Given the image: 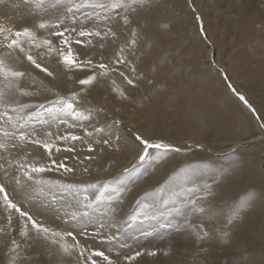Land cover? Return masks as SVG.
<instances>
[{
    "label": "rangeland",
    "instance_id": "rangeland-1",
    "mask_svg": "<svg viewBox=\"0 0 264 264\" xmlns=\"http://www.w3.org/2000/svg\"><path fill=\"white\" fill-rule=\"evenodd\" d=\"M235 2L237 3V0H146L144 4L135 5V11H138L141 17L137 20L135 14L129 27L137 29L142 44L148 47L144 60L150 72L146 75L137 71L129 63L115 65L121 68L123 66L125 75L131 74L134 80V86L128 85L132 97L130 102L115 97L105 86L80 85L79 80L83 76L76 81L75 85L70 84L68 91L69 100L72 93L79 94L75 102L77 105L82 104L84 100L95 105L79 110V113H83L82 118L74 119L68 114L67 109L61 110L63 114L59 110V114L62 115L60 118L58 112L57 114L54 112L52 104L38 109L35 108L36 101L33 100L36 98L32 95L25 97L18 91L7 92V98L19 103L8 104L0 101V113L7 112L14 121L18 117L27 118L25 119L27 123L20 129L25 133H31L34 129L40 130L46 124L42 122H45L47 115L49 118L52 115L55 122H52L53 120L51 122L55 127L71 118L73 121H79L81 128H85L84 125L88 123L92 124V119H96L94 118L96 113L103 117V132L97 133L94 138L97 152L90 153L88 148L95 149L89 144V139H93L92 133L102 128L98 123L94 125L92 132L83 128V146H70L63 141L64 146L67 147L65 159H68V163L65 165L77 173L83 171L84 174L90 170L92 174H96L97 169L103 174L117 171L109 175L102 183L100 178L90 180L88 182L90 186H85L87 192L82 193L78 189H73L74 192L71 189L57 190L58 185L55 181L61 175V177L65 175V172H62L63 169L60 170L58 178L51 171L35 174L36 179L46 183L37 185L33 181V190H30L27 198L15 196L14 192L11 193L14 190L6 185L8 194H12L10 199L20 206L19 199L25 197L29 205H23L20 208L22 211L31 213V207L37 196H43L48 190L51 193V196L46 197L49 200L48 208L54 210V213L51 211V217L54 218L53 220L65 221L62 215L66 216V219L69 218L72 209L68 201H77L76 198L85 197L94 192L95 200L93 207L90 208L91 218L83 222L85 228L83 227L82 232H79L82 233L79 238L86 248L85 257L92 251H103L112 264H137L136 258L128 259V257L135 256L136 252L141 253L143 249H147L145 248L147 245L150 252L156 253V255L146 254L145 256L148 261H153V264H157L156 260L159 261L160 258L163 264L173 260H176L174 264L189 262L191 259L189 246L203 254V257L207 259L205 264H264V178H255L254 172L250 173L247 164L248 159H259L258 148L260 147H250L249 142L256 135L255 128L250 125L251 131L243 135L241 139L234 137L233 139L229 135V139L223 140L220 147L213 144L215 140L211 129H208L202 143L197 142L195 135L185 138L181 133L179 134L182 139L177 140L172 136V132L179 125L178 117L167 114L162 109L170 97L184 96L191 102L199 98H208L210 90L208 74L210 73L207 74L202 68L206 66L208 70L213 69L219 74L223 93L219 98L213 93L215 102H218L216 103L218 108L220 106L219 109L222 111L227 104H237L242 110H245L242 105L246 107L248 114L250 113L256 120L263 133L261 139L257 141L264 143V84L258 87L253 83L254 68L259 63H264V5L261 0H247L256 18L249 23L248 29H241L240 25L246 21V18ZM23 5L21 0H0V11L3 13L0 24L12 10L15 14L24 13L26 6ZM82 11L92 12L93 9L85 8ZM96 11L105 15L100 9ZM106 14L112 15V10ZM195 30L200 37L196 42L193 37ZM121 35L115 44L108 45L112 55L123 41L130 38L131 33L124 32ZM132 68L135 69L134 72L131 71ZM224 68H227L229 72ZM141 84L146 87L139 89L138 86ZM241 96L244 100L240 99ZM55 97L53 103L57 104L58 97ZM13 108L17 111H12ZM199 115L201 121L206 123L205 115ZM214 116L217 115L212 117ZM69 124L67 121L59 126L61 128L59 135L66 133L64 129ZM155 125L160 127L163 135H155L152 138L143 134L149 126ZM0 128L13 130L3 116H0ZM121 132L129 138L131 143L135 142L140 146L132 159H129V156L134 148L125 144ZM88 133L91 135L89 136ZM137 135L153 143L168 145L169 148L145 150L137 141ZM0 137L3 139L2 133ZM104 140H108L109 143L104 144ZM235 141L239 142L233 144ZM32 147V144H27L21 149L11 148V146L9 149L11 155L17 153L26 155L28 152L33 153ZM34 147L39 149L37 146ZM42 150L41 148L38 151L42 153ZM76 151L80 154H76ZM142 152L145 153L143 160L139 158ZM7 159H4L1 164L8 165L10 160ZM125 163H127L126 166H123ZM0 181L5 184L8 182L2 173H0ZM228 188L232 190L229 192ZM198 201L201 203L211 201L214 206L213 214L216 212L217 215H221L222 213L226 224H233L236 221L242 224L241 219L246 220V227L254 228V233L252 236L244 237L239 233L232 234L228 239H222L210 228L206 230V236L203 233L198 235L190 231L189 218L201 215L200 212L193 211L195 207L193 204ZM101 204H106L108 210L105 208V211L110 212V218L106 215L107 212L102 210L104 208L99 207ZM0 205L1 208L6 209L3 195H0ZM124 210H128V216L123 225L119 226L116 221H112L111 229L110 219L118 217ZM13 213L18 219H23L15 210ZM31 215L34 214L31 213ZM27 223L31 224L29 221ZM101 224L104 225L103 228L100 227ZM1 226L2 224L0 235ZM16 238L15 245L19 246L17 248L13 246L9 253L0 245L2 264H29L30 257L21 253L26 248V239L24 240L20 235ZM137 241H141L137 245L138 250L137 246H132V243ZM203 247L206 249L201 250ZM130 248L133 250L131 251ZM50 256L52 255L47 254L45 260L35 264H76L75 260L64 256L61 252L56 259ZM24 259L26 260L23 262ZM92 259L96 260L97 264H108L102 257H92Z\"/></svg>",
    "mask_w": 264,
    "mask_h": 264
},
{
    "label": "bare ground",
    "instance_id": "bare-ground-1",
    "mask_svg": "<svg viewBox=\"0 0 264 264\" xmlns=\"http://www.w3.org/2000/svg\"><path fill=\"white\" fill-rule=\"evenodd\" d=\"M261 1L264 5V0H261ZM248 2H247V0H237V3L235 2L236 3L235 5H237L238 8H240L243 11V13L245 14V18H246V21L240 25L241 29H248V27H250L249 23L252 22V20H254L256 18L255 17L256 14L254 13L252 6ZM23 6H25V5H23ZM4 9H6V8H4ZM12 11L9 12V15L7 14V17L3 20L2 24H0V27L15 26L16 28H21L22 26H24L26 24L36 22L35 18H33L32 16L29 15V12L27 11L26 8H25V10H23L24 13H21V14H15V12H12ZM2 14L3 13L0 11V18H2ZM49 14H52L51 9L49 11ZM135 14H136V19L138 20V18L141 17V16H139L138 11H135V13L134 12L131 13V19L135 17ZM81 19H82V17H81ZM135 23H137V22H135ZM263 26H264V24H263ZM38 35H40L42 38L48 37V33L43 31V30H41L38 33ZM121 36H123V35H121ZM193 37L195 39L194 42H196V40H198L200 38L197 30L194 31ZM52 39H53L54 44L59 45V38L52 37ZM80 39H84V38H80ZM94 43H95V40H94ZM109 45L111 46L110 43H109ZM123 45H124V41L121 43L120 47ZM60 46L62 47V45H60ZM138 47H140V48L138 49ZM71 48L73 50V53H79L80 54V57H79L80 59H84V58L88 57V58H91L94 62L99 60V54L101 52H103L105 54L106 60L113 56L111 54V52L109 51L108 46H106L105 49H99L98 45L95 48H93L92 46H87V47L84 46L83 47V46H78L73 41V43L71 44ZM147 49H148V47H144V45L142 44V41L140 40V37H139L138 44L133 49L135 54L129 55L127 57V59L129 60V65H131L132 67L137 69V71L139 70L146 75L150 72V70L147 69L148 66L145 65V60H144L145 54L148 51ZM36 51L37 50H33V53L35 54ZM38 51L43 52L44 49H40ZM208 55H209V53L207 54V56ZM207 56H205V57H207ZM21 61L22 62L10 60V61H8V63L13 68L18 69V70H22V71H26V72L30 73V75H27L23 78H20L18 81L14 80L12 78H9V81L11 83L17 85V87H13L10 90H9V88H7L5 86L9 82L4 81L3 77H0V92H5V93L11 92V91L20 92L19 88H25L29 92L33 93V95H32L33 98L34 97L36 98V99H33L36 101V107L34 106L35 108L39 109V108H41V105H43L42 106V108H43L44 106H47V104H52V108L55 110L54 112H56V114L58 112V115L60 116V118L62 116L61 114H59V110L61 111V105L59 103H57V104L53 103L54 102L53 99L56 98L55 96H57L58 99L59 98L68 99L69 95H70V93H68L69 85L70 84L75 85L76 81L79 80V78L81 76H83L81 79H86L87 76L92 74V71L97 72V79L92 83L93 85L96 84V85L105 86L109 92H111L115 97H118L122 101H127V102L132 101V97L130 95V87L128 89L129 84L124 79V77H122L120 75V72H123V69H122L123 66L122 65H121L122 68L120 66L116 67V69H117L116 71L109 72V74L107 76L101 77L98 75V73L100 71L99 69H93V70L71 69V70H69L63 63L59 62V58L57 56H52L50 58L48 56H45L42 60H39V62L43 66L48 67L49 71L53 72V76L49 77L45 73H42L38 69H35L23 57H21ZM202 68L205 70V72H207V74L210 73V74H208L209 75V77H208V83L209 84L208 85L210 88L208 98H202V99L199 98L200 101L195 99L194 101L191 102L187 99V97H184V96L170 97L166 101V103L162 106V109L165 113L175 115L178 117L179 125H177V127L172 132V136L174 138H176L177 140H179V139H182L181 134L185 138H188V136H191V135H195V137L197 138V142L202 143L205 139V135H206L208 129H211L213 131V134H214L213 138L215 140V143H213V144L217 145V147H220L221 144L223 143V140L227 141L229 139V135L231 136L230 138L234 137L235 139H239V138L241 139V137L243 135H245L246 133H249L251 131V129L249 127H250V125H252V127L255 128L256 135H254L251 138V140L249 141L250 147H255V146L260 147V148H258V158L259 159L258 160L253 159V158L248 159L247 164L249 165L250 173L254 172L255 178H264V143L257 141V140H260L261 137L263 136V133L261 131L260 126L258 125L256 120L252 118L251 114L250 113L248 114L247 108L244 107L243 105H242V107L245 110H242L241 108H239V106L237 104H227V106L224 107V110L221 111L219 109L220 106L218 108V105H216V103L218 104V102H215V97L219 98L222 96V93H223V90L220 86L219 74L217 72H215L213 69L208 70L209 68L206 66H204ZM124 70H126V69H124ZM224 70L228 71L227 68L226 69L224 68ZM254 70H255V73H254L253 83H255L258 87L262 86L264 84L263 83L264 82L263 81L264 80V63H259L254 68ZM126 75L132 79L131 74L126 73ZM68 78H70V79H68ZM88 86H91V85H85V87H88ZM143 86L144 85L141 84L138 87H139V89H143ZM144 87H146V86H144ZM54 89H56V90H54ZM121 93H124V96H121ZM213 93L215 94V97L213 96ZM18 95H20V94H18ZM133 99L135 100V98H133ZM32 104H34V103H32ZM86 106L94 107L95 105H93V103H88L85 100L80 105H77V103H75V108H76L77 112L79 110H82V109L84 110L86 108ZM62 112L63 111H61V113ZM48 114H50V113H48ZM199 114L205 115L206 123L201 121V116ZM29 115H30V113H29ZM213 115H217V116L212 117ZM218 115H219V117H218ZM67 116L69 117V115H67ZM47 117H48V115L46 116V119H45V121L47 123L41 129H48V130L59 135V133L61 132V128L59 126H62L63 124H65L68 121V123H70V124L65 127V129H64L65 132L70 131L77 136H82V138H83V133H84L83 128L84 127L81 128V126L79 125V121H77V120L73 121L70 118V119H67L66 122L63 121V123H60L59 126L56 125V127H55L54 123H52V122H55L52 115L50 116V118L49 117L47 118ZM94 118H96V119H92L93 120L92 124L88 123V125L87 124L84 125L85 128H87L86 130H89V131L94 130V125L97 123L99 124L100 127H102L101 129H103V126H104L103 125L104 124L103 117L97 115V113H96L94 115ZM25 119H27V118H25ZM31 122H32V120H31ZM72 123H73V126H72ZM159 128L160 127L157 125L149 126L147 131H145L143 134H146L147 136H150V137H152V136L154 137L155 135L161 136L164 133ZM176 131L178 133H175ZM65 132H63V133H65ZM102 132L103 131H99V129H98V131H95V133H92L94 136V137L92 136L93 139H91V138L89 139V144L93 145V147H95V149L92 153H96L98 150V148H96L97 146H95V141H94V138L96 137L95 135L97 133L102 134ZM179 133H181V134H179ZM213 134H212V136H213ZM121 136H123V140H124L126 145H130L134 148V150L130 153L131 155L129 156V159H132L134 154L136 153V151H138L140 149V146L136 145L135 142H133L134 144L131 143L129 138H127L126 135L122 132H121ZM86 137H88V136H86ZM98 137H100V136H98ZM0 140H3V139L0 137ZM64 142H63V140L55 141V143L60 146L61 151L54 152L51 159H55L58 162L62 161L65 164V163H68V159L67 160L65 159V157L67 155V150H66L67 147L64 146L65 145ZM237 142H239V141H235V142H233V144H236ZM65 143L67 145H70V146H78V145L83 146V144H82L83 142H81L80 140H77L75 142L67 141ZM39 149H41V148H39ZM39 149H36V147H34V145H33V147H32L33 155L38 158V162L42 161V163H49L48 158H47V154L44 153L43 150L41 153V151H38ZM77 151L82 153L81 150L77 149ZM79 152H77L76 154H80ZM259 153H260L261 157H260ZM0 157H2V158H0V165H2L1 162L4 161V159L8 158L10 160L9 162L11 163V167H9V164L8 165L6 164L4 166L6 168H8V171L11 174V173H13V171L15 169L16 161L21 160V159H25L26 155L18 154V153L16 155L15 154L11 155L10 149L7 151H5L4 149H0ZM26 159L28 161H31L33 159V157L28 156V157H26ZM42 163L40 162V164H42ZM126 164L127 163H125L123 166H126ZM60 170H53L51 172L53 173V175L55 174V177H57L60 174L59 172H61ZM62 172H65L64 173L65 175L63 174L64 175L63 177H61L62 175L60 176L62 179L60 177H59L60 179L57 177L58 179L55 181V182H57V185H58L57 190L59 188H60L59 189L60 191H62V190L64 191V189H66V190L71 189V191H73V189H78V190H81L79 192L82 193V192H87V190H85V186H87V187L90 186L89 185L90 183H88V182H90V180L95 179V178H97V179L100 178V180H101L100 183H102L103 181H105L107 179V177L109 175H112L113 173H115L117 171L116 170L112 171V172L110 171V172H107L105 174L100 173L98 169H97L96 174H94V173L92 174L91 170L85 174L83 173V171H80L77 173L74 170L70 171V172H66V171L62 170ZM66 173H67V175H66ZM32 182H24V183H22V185L17 186L14 184L13 181L12 182L8 181V182H6V185H9L10 186L9 188L11 190L12 189L14 190V191H11V193L14 192L15 196H17V197L18 196L19 197L25 196L26 197L30 193V190H33L32 186H34L33 185L34 183H32ZM131 182H133V181H131ZM61 188H63V189H61ZM228 190L230 192L232 190V188H230V189L228 188ZM6 191H8V190H6ZM233 192H234V188H233ZM232 193H231V195H232ZM7 194H8V192H7ZM93 194H94V192H92L89 195H86L85 197H81V198H83L84 201L80 197L76 198L77 201H73V200L68 201L67 200L70 203V208H72V209L71 210L69 209L70 210L69 214H71V215L68 214L70 216L69 218L66 219V216L62 215V219H65V221H62V220L58 219L57 217L56 218L58 220H56V219L53 220L54 218L51 217V211L54 213V210L48 208L47 203L49 200H48V198L46 199V197L51 196V193H49L48 190L44 195L41 194L43 196H40V195L37 196V198L34 201L33 207H31L30 212L34 214L33 215V217L35 216L34 218L39 220L45 226L56 230L57 232L63 233V232L72 230L76 233H79V232H82V229L85 228L83 222L88 220L89 218H91L90 208L93 207L92 204H94V200H95V197ZM0 195H3V194L0 193ZM10 195L8 194L9 198L12 199V194H10ZM25 197L20 198L21 200L19 199L20 203L19 202L18 203L20 206H23V205L27 206V204L29 205V201H27L28 199L26 200ZM86 197L89 198V199H87V202H85ZM16 200H18V199H16ZM24 200H26L27 202ZM106 204H101L99 207L104 208L102 210H104V212H107L106 215L108 216V218H110V212L105 211L106 209L108 210V208H107L108 204H107V206H106ZM49 205H51V204H49ZM97 205H99V204H97ZM193 205L195 207H203L205 209V212L201 213V215L195 216V218L194 217L189 218L188 229H191L190 231H194L196 234H198V233L202 234V233L206 232V230L209 228L213 229L214 232L222 239H228L229 236H231L232 234L237 235L239 233L244 237L246 235L252 236V234L254 233V228L251 227L250 229H248L246 227V225H245L246 220L241 219V221H243L242 224H240L241 223L240 221L233 222V224H231V223L226 224V221L224 220L225 218L223 217L224 215L222 213H221V215H217L216 212L213 214V207L214 206L211 203V201L210 202H204V203H201L200 201H198L196 204H193ZM95 206H96V203H95ZM67 208H69V207H67ZM13 211L11 213H9L6 209L1 208V205H0V225L2 224V226H1L2 232L0 235V242L2 244H0V245L3 247L4 251L9 253V250H12L13 246H15L17 248V246L15 244H13L12 241L15 240L17 243L16 237H18V235H20L23 237L24 240L26 239V242H25L26 248L23 249L21 253L27 255L28 258L30 257L29 258V264H35L38 262H42L43 260L46 259L47 254H51L52 255V256H50L51 258H53V257L55 259L58 258V256H60L59 249L56 248L55 246L49 245L46 241H44L42 239V237L37 236V234L35 233V230H30L28 236H23L21 234V232L18 231L21 226H23L25 223H27V218L25 217L22 220L18 219L14 215ZM1 212H3V213H1ZM73 213H75V219L71 218ZM10 214H11V223H9V220H8V217ZM127 216H128V210L127 211L124 210L122 212V214H120L118 217H116L114 219L111 218L110 219L111 220L110 228L113 227L112 221H116L117 225H119V226L123 225ZM116 223H114V224H116ZM30 225L31 224L28 225L29 229H31ZM225 232L228 233L227 236L223 235V233H225ZM93 233H95V232H93ZM78 239L80 240V243H81L82 240L79 238V236H78ZM230 239H231V237H230ZM120 240H122V238H120ZM140 243H141V241L134 242V243H132V246L134 245L136 247ZM1 246H0V248H1ZM170 247H171V245H170ZM136 248H137V250L139 249L138 246ZM145 248H147V249H143V251H142V249L140 250V251H142L141 252L142 255H140L139 257H136L137 264H151L153 262V261L152 262L148 261L147 258L145 257L146 254L151 251V250H149L148 245L145 246ZM167 249H169V248H167ZM205 249H206L205 247L201 248V250H205ZM14 250H19V249H14ZM132 250L133 249H131V251ZM169 250H171V248ZM189 250H190L189 252L191 253V259H189V262H184L182 264H189V263L205 264L206 263L207 259L205 257H203V254L201 252H199L198 249H194V247L189 246ZM188 256H189V254L187 255V257ZM160 259H159V261L156 260L157 264H163ZM25 260L26 259H24L23 262ZM175 261L176 260L169 261V262L164 263V264H174V263H176ZM2 263L3 262L0 261V264H2Z\"/></svg>",
    "mask_w": 264,
    "mask_h": 264
},
{
    "label": "snow or ice",
    "instance_id": "snow-or-ice-1",
    "mask_svg": "<svg viewBox=\"0 0 264 264\" xmlns=\"http://www.w3.org/2000/svg\"><path fill=\"white\" fill-rule=\"evenodd\" d=\"M21 2L26 6L29 15L35 18L36 22L26 24L21 28H16L15 26L0 27V37H2L0 38V77H3L4 81L9 82L5 85L9 90L17 87L16 84L9 81V78L18 81L20 78L30 75L26 71L18 70L10 66L8 63L10 60L22 62L21 57H23L35 69L51 77L53 76V72L49 71L48 67L43 66L39 60H42L45 56L49 58L57 56L59 62L63 63L69 70L99 69L98 75L103 77L107 76L109 72L116 71L115 65L128 64L129 60L127 57L135 54L133 49L138 44L139 34L137 29L129 27L132 24L131 13L136 10L135 5L144 4L146 0H21ZM85 8H91L93 11L83 12L82 9ZM50 9L52 10V14H49ZM96 9L102 10L105 15H101V12L96 11ZM109 10H112V15L106 14ZM81 17L83 18L81 19ZM41 30L47 32L48 37L42 38L38 35ZM124 32H130V38L124 42L123 46L118 47L114 55L107 60L103 52L99 54V60L95 62L88 57L80 59V54L73 53L71 48V44L74 41L77 45L85 47L92 46L93 48L98 45L99 49H105L109 43L115 44L116 40ZM52 37L59 38V45L53 43ZM34 49L37 50L35 54L33 53ZM40 49H44V51H38ZM131 71L134 72L135 69L132 68ZM120 75L124 77L129 85L134 86L133 79L125 75L124 72H120ZM96 79L97 72L92 71V74L87 76L86 79L79 80V84L91 85ZM19 91L25 97L33 95V93L25 88H19ZM78 95V93L74 92L70 100L66 98L58 99L61 110L67 109L68 114L74 119L83 117V113L77 112L75 108ZM121 96H124V93H121ZM240 99L244 100V97L241 96ZM0 101L8 104L13 102L19 103V101H13L11 98H7V93L5 92H0ZM12 111L15 112L17 109L13 108ZM0 116L6 117V123H10L13 129L12 131H8L5 128H0V133L3 136V140H0V149L7 151L9 150V146L11 148L21 149L27 144H32L42 148L44 153L47 154L49 161V163L40 164L38 158L32 152H28L26 153V157L32 156L33 159L28 161L25 157V159L17 160L15 169L11 174L8 168L0 165V173H2L6 180L10 182L14 181L16 185H22L24 182L32 181L40 184L46 183V181L36 179L35 174L60 169L66 172L73 171V169L68 168L62 161L58 162L55 159H51L54 152L61 151L60 146L55 141L75 142L80 140L83 142L82 136H77L70 131L63 135H58L48 129H41L39 131L34 129L31 133H25L20 131L27 123L23 117H18L14 121L11 116H8L7 112L0 113ZM99 131H103V129H99ZM88 135L90 136L91 133H88ZM136 139L145 150L151 148H169L168 145L153 143L140 135H137ZM103 143L108 144L109 141L104 140ZM88 151L91 153L94 149L89 147ZM139 158L143 160L145 153L142 152ZM9 167H11L10 162ZM0 193L3 194V202L9 213L15 210L21 218L26 217L27 221L31 223V229H29L28 223H25L23 228L20 229L23 236H28L30 230H35L37 236L42 237L49 245L58 248L64 256L71 257L76 261V264H97V261L92 259V257H102L108 264H112V261L109 260L103 251H92L90 255L85 257L86 248L78 239V236L82 235V233H76L72 230L63 233L57 232L45 226L39 220L34 219L28 211H22L20 206L9 198L5 183H0ZM86 199L89 198L86 197ZM193 211L204 213L205 209L203 207H194ZM71 218L75 219V213L72 214ZM8 220L11 223V214ZM100 227L103 228L104 225L101 224ZM203 235L206 236L207 233L205 232ZM223 235L227 236L228 233L225 232ZM12 243L16 244V241L13 240ZM147 254L156 255L155 252H148ZM140 255L142 253L136 252L135 256L128 257V259H135Z\"/></svg>",
    "mask_w": 264,
    "mask_h": 264
}]
</instances>
